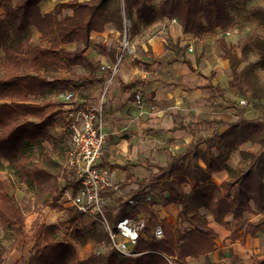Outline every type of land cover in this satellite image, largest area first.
<instances>
[{
    "label": "trees",
    "instance_id": "16d2710c",
    "mask_svg": "<svg viewBox=\"0 0 264 264\" xmlns=\"http://www.w3.org/2000/svg\"><path fill=\"white\" fill-rule=\"evenodd\" d=\"M42 1L0 0V264H170L169 260L187 264L188 259L216 251L218 237L212 222L231 231L232 241L240 233L253 238L264 234V83L257 74L264 67V37L243 39L240 54L228 42L239 28L236 14L242 11L264 28V6L253 0H73L44 15ZM69 11L72 15H65ZM166 20H176L183 33L203 42V47L205 39H214L229 63L232 90L249 99L250 107L263 116L255 120L241 116L225 132L216 131L187 146L166 167L153 166L134 196L154 193L141 208L124 200L116 203L113 221L145 216L144 236L135 246L139 256L120 255L102 227L78 226V214L71 220L76 244L71 243L58 234L59 225L41 219L49 206L60 207L61 182L73 184L72 172L65 168L71 138L65 120L58 121L65 103L54 97L72 92L79 99V91L97 81L86 55L93 32L104 33L111 26L122 40L127 36L130 41ZM69 45L76 49H68ZM253 52L258 54L255 62L250 61ZM76 67L88 74L77 75ZM58 124L63 133L52 135L49 131ZM235 152L240 161L232 167L229 162ZM223 171L227 180L215 184L213 175ZM7 182L31 194L26 208ZM169 206L178 209L177 220L187 227L179 230L160 218L159 209ZM32 213L38 217L28 228ZM250 216L262 217L252 222ZM157 226L163 229L162 240L154 236ZM88 244L94 250L80 259L76 245ZM100 246L109 250L100 251ZM254 264H264V259Z\"/></svg>",
    "mask_w": 264,
    "mask_h": 264
},
{
    "label": "crops",
    "instance_id": "0c3cea01",
    "mask_svg": "<svg viewBox=\"0 0 264 264\" xmlns=\"http://www.w3.org/2000/svg\"><path fill=\"white\" fill-rule=\"evenodd\" d=\"M70 1L73 0H43L40 9L42 14H50L58 4ZM65 15L71 16L72 12ZM122 41L111 26L104 33L91 34L86 55L96 70L97 81L79 91L81 103L97 107L101 102L106 74L100 68L116 62ZM211 41L205 39L203 47V42H197L193 35L184 34L178 22L167 20L130 39L128 54L104 99L107 142L101 158L125 198L136 196L138 183L149 178L153 166L166 167L172 157L198 139L211 137L216 131L225 132L241 116L249 120L263 116L255 108L241 107L244 98L240 95L233 105L229 103L227 97L235 94L230 66L223 58L215 63L207 61V45L215 43ZM67 48L75 50L76 45ZM74 72L88 74L82 67L74 68ZM239 161V152H235L229 164L236 167ZM227 178L226 171L215 173L213 182L221 185ZM115 200L117 203L123 199ZM172 208L178 211L174 206L161 208L159 216L169 218L167 210ZM261 217L250 216V220L257 222ZM170 221L175 224L173 219ZM211 226L218 237L216 251L188 259L187 264H234V258L236 264H254L264 259V234L253 238L240 233L241 237L232 241L231 231L214 222Z\"/></svg>",
    "mask_w": 264,
    "mask_h": 264
},
{
    "label": "built area",
    "instance_id": "2783aa9c",
    "mask_svg": "<svg viewBox=\"0 0 264 264\" xmlns=\"http://www.w3.org/2000/svg\"><path fill=\"white\" fill-rule=\"evenodd\" d=\"M123 41L116 62L100 68L102 73L106 74V80L102 100L97 107L81 103L72 92L62 96L65 103L64 120L71 138L65 168L73 175L74 192L70 200L75 212L81 219H87L89 223H96L102 227L110 239L111 247L120 255L136 257L140 255L135 251L136 243L144 236L146 228L145 216L141 213L137 219L129 217L113 221V217L117 214L114 200L122 198L131 207L141 208L145 202L151 201L154 193L145 191L137 198H125L120 194L121 186L114 180L110 167L101 164L107 142L104 99L115 79L119 65L128 54L130 44L127 36ZM137 101L141 105L140 96L137 97ZM240 105L247 106L248 103L241 100ZM64 194H67V190ZM154 236L157 240L164 238L161 226H157ZM169 262L175 264L172 260Z\"/></svg>",
    "mask_w": 264,
    "mask_h": 264
},
{
    "label": "rangeland",
    "instance_id": "374dc122",
    "mask_svg": "<svg viewBox=\"0 0 264 264\" xmlns=\"http://www.w3.org/2000/svg\"><path fill=\"white\" fill-rule=\"evenodd\" d=\"M253 4H257V5H262L264 6V0H253L252 2ZM237 19L239 21V28L232 33L231 36L228 37V42L230 44H232L233 46H235V50L240 54L241 53V45H242V40L243 39H249V38H254L257 35L263 36L264 37V28L261 27L258 23L257 20L255 19H251L249 18L248 14H246V12L242 11V13L240 14H236ZM36 41L38 40V38H35ZM214 42L215 40L212 39ZM213 41H211L213 43ZM124 41H122L123 44ZM206 47V46H205ZM207 54H205L207 61L210 62H217L218 60H220L222 58V53H220V51L217 49L215 43L212 45L208 44L207 45ZM258 60V54L257 52H253L250 54V61L255 62ZM257 74L260 77L261 81L264 83V67H259L257 69ZM109 92V91H108ZM107 97V94L106 96ZM230 100V104H234V100L236 99H240L239 96L237 94H233L231 93L230 96L227 97ZM102 99V97H101ZM54 100H60L61 102H63V97L59 96H55ZM244 100L248 103L247 106H242L243 108H248L250 107V103H249V99L244 98ZM251 108V107H250ZM253 108V107H252ZM259 115H261V113H259ZM62 116V117H61ZM59 119L64 118V114H62ZM60 124V123H59ZM57 127H54L53 129H51L49 132L52 135H61L63 133V130L61 129V125H59ZM71 146V142L69 143V148ZM2 177L8 181V176L6 175V173L2 174ZM8 183V182H7ZM10 184L8 183V186ZM11 188V186H9ZM61 188L66 191L67 190V194H63L61 196L59 205L60 207L58 208H53V206H49L46 210H44L43 212V216H42V222L46 223L47 225H59V229L60 231L58 232V234L60 235L61 238L66 239L67 241L76 244L75 239H74V227H71L70 225L71 220L73 219V217L77 214L72 206V202L70 200L71 194H73L74 192V187L72 183L66 182V180L61 182ZM11 193L15 195L16 199L18 200V203L20 204V206L22 208H26L28 206V202L29 199L31 197V194L27 192V190L23 187H13L11 188ZM168 214L170 215V219L174 220V223L177 225V228H179V230H182L183 228L187 227L186 224H181L179 223V221L177 220V215H178V211H176L175 208H172L171 210H167ZM38 214L37 213H32L28 216V220H27V226L28 228H30L32 226V224L35 222V220L37 219ZM161 218H164L165 216L160 215ZM168 217L164 218L167 219L168 222L172 223L170 221ZM169 219V220H168ZM85 224H89L87 219H79L78 221V226H82ZM7 244V243H6ZM32 244H29L28 247L26 248L24 255L26 257H29V252L31 250ZM77 250H78V256L80 259H85L87 256H89L92 251L94 250V246L92 244L88 245L87 247H81L76 245ZM109 248L106 246H100V251L106 252L108 251ZM99 251V248L98 250Z\"/></svg>",
    "mask_w": 264,
    "mask_h": 264
}]
</instances>
